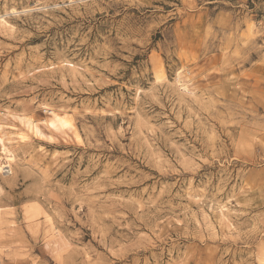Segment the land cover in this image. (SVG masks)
I'll return each mask as SVG.
<instances>
[{"label": "rangeland", "instance_id": "1", "mask_svg": "<svg viewBox=\"0 0 264 264\" xmlns=\"http://www.w3.org/2000/svg\"><path fill=\"white\" fill-rule=\"evenodd\" d=\"M2 19L0 264H264V0Z\"/></svg>", "mask_w": 264, "mask_h": 264}, {"label": "bare ground", "instance_id": "2", "mask_svg": "<svg viewBox=\"0 0 264 264\" xmlns=\"http://www.w3.org/2000/svg\"><path fill=\"white\" fill-rule=\"evenodd\" d=\"M25 11V10H24ZM0 22L2 23V22H4V24H5V20L4 19H2V20H0ZM187 90V89H186ZM28 121V120H27ZM33 122V121H32ZM26 125L29 127V128H32L33 126H32V123L30 122V121H28V122H26ZM34 128H35V130L36 131H38L39 129H38V127L37 126H34ZM2 151L6 154V156H7V158L8 159H12V153L5 147V146H2ZM222 218V217H221Z\"/></svg>", "mask_w": 264, "mask_h": 264}]
</instances>
